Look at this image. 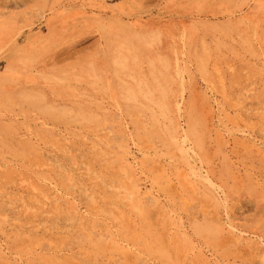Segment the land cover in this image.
Returning a JSON list of instances; mask_svg holds the SVG:
<instances>
[{"label": "rangeland", "instance_id": "374dc122", "mask_svg": "<svg viewBox=\"0 0 264 264\" xmlns=\"http://www.w3.org/2000/svg\"><path fill=\"white\" fill-rule=\"evenodd\" d=\"M0 264H264V0H0Z\"/></svg>", "mask_w": 264, "mask_h": 264}]
</instances>
